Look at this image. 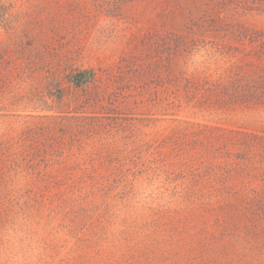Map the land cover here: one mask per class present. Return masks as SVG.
<instances>
[{"label": "rangeland", "instance_id": "rangeland-1", "mask_svg": "<svg viewBox=\"0 0 264 264\" xmlns=\"http://www.w3.org/2000/svg\"><path fill=\"white\" fill-rule=\"evenodd\" d=\"M0 59L5 63L0 74L12 79L11 87L0 88L10 91L0 103V109L8 110L0 113V139L34 122L22 109L36 106L41 60L52 68L58 67L57 61L63 75L71 66L92 68L100 78L103 71L129 74L123 66L127 60L144 71L142 79L131 76L123 84L105 87L112 98L124 90L130 106L123 104L116 118L100 115L93 122L102 125L93 132H74L72 159L87 158L93 146L100 155L97 150L102 152L109 141L127 154L124 164L115 168H123L134 184L124 189L111 185L98 199L105 221L100 237L109 244L99 249L66 246L86 231L82 225L71 234L59 231L65 245L38 248V234L44 231L38 229H47L48 213L36 219L27 198L21 206L10 205L8 218L3 215L0 264H177L172 244L156 246L159 237L164 241L170 233L180 241L183 264H190L204 257L199 242L212 240L195 232L207 225L214 235L230 232L224 240L228 264H264V216L253 215L255 206H248L243 215L234 200L227 215L218 204L215 211L193 205L188 211L185 195L177 196L178 176L158 178L151 162L170 165L172 145L169 148L165 138L176 127L198 123L205 135L196 145L185 143L187 153L195 146L206 155L211 146L213 162L223 165L228 160L231 166L229 171L217 168L211 184L264 188V0H0ZM176 77L179 84L170 85ZM63 81L68 88L63 111H75L96 89L92 85L77 90ZM233 84L245 85L251 93L247 102L230 98ZM223 87L227 95L218 93ZM96 168L104 171L106 166ZM123 229H139L145 247L113 246L112 241H118L111 234Z\"/></svg>", "mask_w": 264, "mask_h": 264}, {"label": "trees", "instance_id": "trees-1", "mask_svg": "<svg viewBox=\"0 0 264 264\" xmlns=\"http://www.w3.org/2000/svg\"><path fill=\"white\" fill-rule=\"evenodd\" d=\"M55 62L56 65L58 64L57 68L46 65L49 64L48 61H40L43 78L41 91L35 101L36 106L30 107V110L26 109L28 107L22 109L25 112L24 117L34 119V122L16 129L15 134L9 139H0V225L3 219L12 214L8 211L10 205L21 206L28 198L29 203L32 204L31 211L36 219L48 213V219L46 218L48 230L38 229L41 231L44 229L37 237L38 248L51 250L62 244L65 245L59 237V231L63 230L71 234L73 230L82 225L85 226L86 231L75 235L74 240L67 242L66 246L104 248L109 243H106L108 241L105 237H100V231L105 228V221L100 216L98 199L104 196L105 189L111 185L117 187L116 189H124L129 183L134 184L128 173L122 171L123 168L120 171L115 168L116 165L124 164L123 161L126 160L127 154L121 153L116 143L109 141L102 148L103 153L97 150L100 155H95L97 148L93 146L88 155L86 152L87 158L72 159L75 154L73 144L77 140L74 132L77 134L83 130L87 133L93 132L95 128L102 125L93 122V120L97 121L100 115L107 114L116 118V111L122 108L123 104L130 106V100L125 98L127 94L124 90H121L117 97L112 98L110 97L111 92H108L105 87H112L118 83L123 84L126 82L125 78H131V76L134 78L132 80L142 79L144 71L135 62L127 60L123 66L124 71L131 72L129 74L122 73L121 70L117 74L103 71V77L100 78L92 68L71 66L63 75L61 74L63 72H60L61 65ZM4 64V60L0 59V67L3 68ZM4 76L6 73L0 74V88L11 87L12 79L3 78ZM64 79L67 84L77 90H85L92 85L96 88L90 99H87L80 107L74 108L75 111H63L60 107L68 93V88L64 86ZM179 81L180 78L176 77L170 85L177 86ZM9 92L0 90V103L6 99L5 96L10 94ZM129 92L132 91L129 89ZM218 93L227 95L228 90L223 87ZM249 96L251 93L245 85H232L230 97L232 100L243 103L247 102ZM2 112L6 113L8 110L1 107L0 113ZM203 135L205 133L198 123L187 122L185 126L173 129L165 138L170 142L166 145L169 144V148H171L170 144L172 145L171 163L166 165L164 161L151 160L155 164L152 167L157 172L155 175L158 178L160 174L178 176L179 181L175 183L177 196L180 198L185 195L190 204L185 207L188 211L191 205H193L192 209L207 211L212 207L211 211H215V206L218 204L222 214L227 215L232 206L231 201L234 200L237 207L241 209L240 215L247 214L248 206H255L256 210L252 209L253 215L264 216V188L217 187L211 184V181L215 180L216 169L229 171L231 167L229 161H224L223 165L215 164L211 146L205 149L206 155L199 153L195 146L192 152L187 153L185 143L196 145L201 142L199 138ZM209 135L211 136L212 132ZM210 136L208 140L211 141ZM67 138H69L68 141H66ZM99 144L104 145V143ZM140 145H145V141H141ZM142 157H138L139 160L148 161L147 158ZM96 165L106 166V169L98 170ZM205 183H210V185L206 186ZM179 200L176 201L178 208L180 207ZM259 206L262 208L258 210ZM53 219L58 222L56 226ZM219 221L220 219H217L215 224H219ZM195 232L197 235L205 233L212 240L211 242L210 240L199 242L200 252L204 257L198 261L187 259L190 264L229 263L230 257L224 240L229 238L227 236H230V232L223 231L219 235H214L209 225L197 227ZM139 234V229L131 231L123 229L118 235L112 233L113 239L118 241V243L112 241V244H115L113 245L115 247L143 249L145 245L138 237ZM161 239L162 237H159L156 246L163 243L172 244L177 254V259L175 258L177 264H183L181 255L183 252L179 248L180 241L175 242L172 233L168 239L164 241ZM218 241L223 245L218 246ZM186 252H189V249Z\"/></svg>", "mask_w": 264, "mask_h": 264}]
</instances>
